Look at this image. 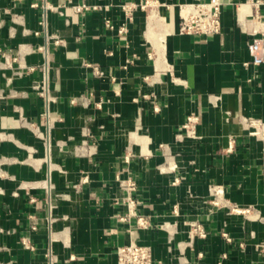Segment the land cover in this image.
Masks as SVG:
<instances>
[{
    "label": "crops",
    "instance_id": "obj_1",
    "mask_svg": "<svg viewBox=\"0 0 264 264\" xmlns=\"http://www.w3.org/2000/svg\"><path fill=\"white\" fill-rule=\"evenodd\" d=\"M205 1L0 0V264H117L126 179L154 264H264V145L241 123L264 121V0H221L220 34H181L179 5Z\"/></svg>",
    "mask_w": 264,
    "mask_h": 264
},
{
    "label": "built area",
    "instance_id": "obj_2",
    "mask_svg": "<svg viewBox=\"0 0 264 264\" xmlns=\"http://www.w3.org/2000/svg\"><path fill=\"white\" fill-rule=\"evenodd\" d=\"M148 2L143 6L146 7ZM252 5L255 9H258L262 3L259 0L252 1ZM89 7L83 4L77 7L78 11L88 10ZM222 11L223 3L221 0H209L205 2H195L191 4L179 5V32L183 35H198V36H210L220 34L222 31ZM255 20L260 21V15L256 13ZM61 41L56 40L55 44H60ZM43 50V48H40ZM250 51L252 54V64L255 66L264 65V44L262 38H254L250 44ZM248 65V63L246 64ZM47 72L43 81L36 83L33 88L36 93L46 101L47 110L43 114V118L49 122L50 117V105L56 102V97L53 95L48 79V64H46ZM33 70V69H30ZM96 75L104 76V72L96 70ZM75 102V101H74ZM22 121L26 123V120L22 118ZM241 123L245 125L249 131V134L259 139L264 145V121L253 118L241 119ZM198 119L195 116H190L184 125V130L188 137L197 138L196 126ZM32 125V124H29ZM121 191L124 195L121 199H117V203L123 208L118 220L122 224H128L132 226L135 222V226L129 227L128 233L130 235V242L127 245L121 246L117 249V264H154L153 252L150 247L142 246L137 243L135 230L149 229L152 227L150 220L138 213L139 202L135 198L134 194L137 191V183L132 179L119 180ZM224 189L216 186L211 188V195L214 198L212 203L219 206L224 202ZM235 212H248V209L239 210L234 208ZM136 228V229H134ZM190 233L193 238H206L207 232L204 227L193 222L190 224ZM222 236L231 242L232 239L228 233H223ZM26 248L32 249L25 240L22 241ZM258 251L264 253V242L257 244ZM50 264H55L54 257L48 254Z\"/></svg>",
    "mask_w": 264,
    "mask_h": 264
}]
</instances>
